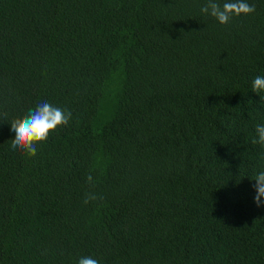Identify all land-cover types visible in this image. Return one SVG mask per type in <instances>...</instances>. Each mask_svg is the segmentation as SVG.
<instances>
[{"label": "trees", "instance_id": "1", "mask_svg": "<svg viewBox=\"0 0 264 264\" xmlns=\"http://www.w3.org/2000/svg\"><path fill=\"white\" fill-rule=\"evenodd\" d=\"M206 2L0 0V264H264V0ZM41 102L71 120L13 151Z\"/></svg>", "mask_w": 264, "mask_h": 264}, {"label": "clouds", "instance_id": "2", "mask_svg": "<svg viewBox=\"0 0 264 264\" xmlns=\"http://www.w3.org/2000/svg\"><path fill=\"white\" fill-rule=\"evenodd\" d=\"M200 11L214 17L221 24H227L233 16L255 12V6L249 5L246 0H225L222 5L218 0H207L201 6ZM252 91L258 95L264 91V76L254 78ZM261 100H264V97H261ZM70 120L71 112L55 107L48 102H41L35 109L29 110L24 118L16 119L10 124L11 131L14 133V139L9 141L11 148L13 151H21L35 157L37 155L36 144L46 142L52 132L60 126H66ZM255 131L256 138L253 143L264 146V125H256ZM252 180L255 181V203L259 207L264 201V170L259 171ZM87 182L89 184L94 182L91 174L87 176ZM98 199L100 197L95 193L89 192L85 195L84 203L88 204ZM77 264H100V262L91 257H81Z\"/></svg>", "mask_w": 264, "mask_h": 264}]
</instances>
